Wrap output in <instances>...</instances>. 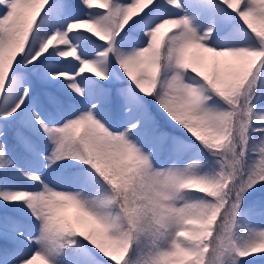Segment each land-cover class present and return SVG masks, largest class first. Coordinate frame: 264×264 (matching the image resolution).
Returning <instances> with one entry per match:
<instances>
[{
  "label": "snow or ice",
  "instance_id": "snow-or-ice-1",
  "mask_svg": "<svg viewBox=\"0 0 264 264\" xmlns=\"http://www.w3.org/2000/svg\"><path fill=\"white\" fill-rule=\"evenodd\" d=\"M0 264H264V0H0Z\"/></svg>",
  "mask_w": 264,
  "mask_h": 264
},
{
  "label": "rangeland",
  "instance_id": "rangeland-1",
  "mask_svg": "<svg viewBox=\"0 0 264 264\" xmlns=\"http://www.w3.org/2000/svg\"><path fill=\"white\" fill-rule=\"evenodd\" d=\"M68 211H69V212H71V211H72V209H68Z\"/></svg>",
  "mask_w": 264,
  "mask_h": 264
}]
</instances>
